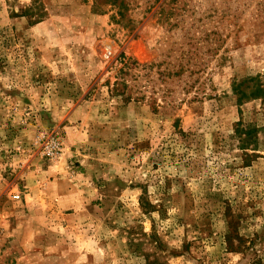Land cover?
<instances>
[{"label":"rangeland","instance_id":"obj_1","mask_svg":"<svg viewBox=\"0 0 264 264\" xmlns=\"http://www.w3.org/2000/svg\"><path fill=\"white\" fill-rule=\"evenodd\" d=\"M0 264H264V0H0Z\"/></svg>","mask_w":264,"mask_h":264},{"label":"built area","instance_id":"obj_2","mask_svg":"<svg viewBox=\"0 0 264 264\" xmlns=\"http://www.w3.org/2000/svg\"><path fill=\"white\" fill-rule=\"evenodd\" d=\"M46 153L50 156V157H55L60 151H61V146H60V142L57 139H52L50 142L47 143L46 145ZM16 199H19L20 196H16Z\"/></svg>","mask_w":264,"mask_h":264}]
</instances>
